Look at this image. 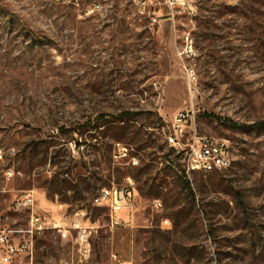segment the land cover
I'll return each instance as SVG.
<instances>
[{
	"label": "rangeland",
	"instance_id": "374dc122",
	"mask_svg": "<svg viewBox=\"0 0 264 264\" xmlns=\"http://www.w3.org/2000/svg\"><path fill=\"white\" fill-rule=\"evenodd\" d=\"M188 3L172 17L163 0H0V230L28 226L27 193L69 230L35 231L12 264H264V0ZM190 109L228 140V168L177 169L163 129ZM130 180L131 219L93 205Z\"/></svg>",
	"mask_w": 264,
	"mask_h": 264
},
{
	"label": "built area",
	"instance_id": "2783aa9c",
	"mask_svg": "<svg viewBox=\"0 0 264 264\" xmlns=\"http://www.w3.org/2000/svg\"><path fill=\"white\" fill-rule=\"evenodd\" d=\"M136 4H141L139 9L142 11L146 9L147 3H153V0H134ZM163 2L170 8L171 16L174 17L175 11L180 7V4L187 3V8L193 12L194 8L188 3V0H163ZM152 12V9H149ZM188 78L193 80L194 74L188 72ZM164 138L171 146L172 152L178 156L180 164L177 169L183 170V176L191 179L194 172L207 173L213 170H222L228 168L233 161V155L227 139L213 137L206 134H201L195 124L194 110H181L174 114L167 130L163 129ZM118 154L114 157H124L127 155V148L123 145H118ZM1 157V149H0ZM119 160V159H115ZM135 164L136 159H131ZM138 194L133 182L123 186L111 185L99 188L92 197L93 205L103 207L109 210L110 214L117 213L122 210H127L126 221L133 216L132 208L135 195ZM155 209L161 207V202L156 200L153 203ZM18 208L29 211V224L25 228L0 230V264H12L14 258L22 254L31 252L33 246V233L42 229L51 227L57 229L62 237L68 233V228H64L59 222L50 224L49 221H43L42 216L34 209V197L31 193L25 194L20 202ZM161 223L170 224L168 218L161 219ZM71 228L77 231L75 241L79 245V251L82 255L87 256L90 250L89 241L87 237V230L83 227L78 219H73ZM8 232H23L26 237L19 240H14ZM113 258H117L116 253H112Z\"/></svg>",
	"mask_w": 264,
	"mask_h": 264
},
{
	"label": "trees",
	"instance_id": "16d2710c",
	"mask_svg": "<svg viewBox=\"0 0 264 264\" xmlns=\"http://www.w3.org/2000/svg\"><path fill=\"white\" fill-rule=\"evenodd\" d=\"M132 116V113L130 112V111H122V112H120L118 115H117V119H118V121H120V122H124V120L125 119H130V117ZM252 126H254V127H257L258 129H264V121H256V122H253L252 123ZM122 128H124V132H125V134H127V127L125 128V126H123ZM134 134H135V132H134ZM136 134H137V132H136ZM137 135H134V136H132L131 138L133 139V138H135ZM175 158H177L178 159V156H175ZM177 167V166H176ZM145 170H147V168L145 169ZM137 174H144V171H139V172H137ZM184 177V176H183ZM150 178L149 177H145V181L147 182L148 180H149ZM63 181L65 180V179H62ZM187 182V187L188 188H190V185H189V182L188 181H186ZM151 187V186H150ZM140 190H142V189H140Z\"/></svg>",
	"mask_w": 264,
	"mask_h": 264
},
{
	"label": "bare ground",
	"instance_id": "6f19581e",
	"mask_svg": "<svg viewBox=\"0 0 264 264\" xmlns=\"http://www.w3.org/2000/svg\"><path fill=\"white\" fill-rule=\"evenodd\" d=\"M119 160H123V159H119ZM233 162V161H232ZM179 171L183 174V170L182 169H179Z\"/></svg>",
	"mask_w": 264,
	"mask_h": 264
}]
</instances>
